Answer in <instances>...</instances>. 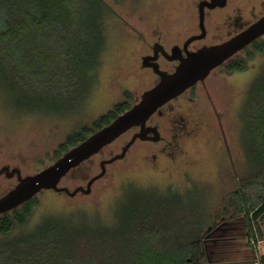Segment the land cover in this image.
<instances>
[{
	"label": "rangeland",
	"instance_id": "obj_1",
	"mask_svg": "<svg viewBox=\"0 0 264 264\" xmlns=\"http://www.w3.org/2000/svg\"><path fill=\"white\" fill-rule=\"evenodd\" d=\"M104 1L109 6L104 15V46L90 77L79 79L74 93L63 100L67 104L65 110L37 111L16 107L12 103L16 92L8 90L7 79H0V159L11 167H18L23 175L52 163L58 157L59 145L73 131L91 125L119 102L133 104L144 90L155 84L156 73L142 65V56L150 50L154 40L182 42L198 30L199 15L193 0ZM217 15L208 16L209 36L215 32L212 22ZM7 51L6 46L0 44V69H6L8 58L4 53ZM240 55L245 57L242 69L228 72L225 67L214 68L205 79L211 99L205 92L200 97L202 104H198L196 116L200 127L180 141L175 155H152L153 150L148 149L152 144L136 141L122 158L105 165L104 174L91 183L88 193L78 192L71 196L53 189L37 193L30 216L19 230L34 227L48 215H73L111 224L127 189H156L191 196L194 208L204 213L203 246L211 241L214 228L223 223L215 214L226 213V210L228 214L235 212L242 223L225 222L221 226H231L229 232H237L228 239L241 237L249 243L252 252L246 259L248 264H261L264 212L255 217L254 211L264 200V167L256 166L244 155V109L255 79L264 70V34ZM20 58L23 71L17 93L22 98L25 91H40L31 87L30 80L23 85L25 65L31 81L40 77L33 76L36 67L29 60ZM69 80L68 84H73L74 80ZM210 100L219 117L210 110ZM133 131L124 132L103 147V155L94 154L90 160L69 171L60 185L70 189L86 186L88 179L100 171V160L119 152ZM16 182L15 176H1L0 195ZM240 185L242 200L234 202L233 190ZM249 216H252L251 227ZM241 225L246 233L239 234ZM203 262H209L206 255Z\"/></svg>",
	"mask_w": 264,
	"mask_h": 264
},
{
	"label": "trees",
	"instance_id": "obj_2",
	"mask_svg": "<svg viewBox=\"0 0 264 264\" xmlns=\"http://www.w3.org/2000/svg\"><path fill=\"white\" fill-rule=\"evenodd\" d=\"M108 9L104 0H0V44L8 50L0 79H7L8 90L16 92L12 101L16 107L37 111L67 108L63 100L74 93L79 79L90 77L97 63L104 46ZM21 56L36 67L32 75L40 77L31 81L25 65L23 85L30 80L31 87L40 91H25L22 98L17 93L23 71ZM243 64L244 59H239L230 62L228 68L242 69ZM69 78L73 84H68ZM130 105L119 102L91 125L73 131L59 145L57 156ZM244 118L247 156L263 168L264 70L255 79ZM33 200L12 209V214H0V264L204 263V213L194 208L189 194L130 187L118 203L111 224L73 215H48L34 227L19 230L30 216ZM263 212L264 200L254 216ZM248 222L251 227L252 216Z\"/></svg>",
	"mask_w": 264,
	"mask_h": 264
},
{
	"label": "water",
	"instance_id": "obj_3",
	"mask_svg": "<svg viewBox=\"0 0 264 264\" xmlns=\"http://www.w3.org/2000/svg\"><path fill=\"white\" fill-rule=\"evenodd\" d=\"M215 3L210 4V6ZM203 11L199 13V25L201 32L190 36L184 43L187 44L204 35ZM264 34V15L255 21L251 26L238 36L213 45H204L198 50L188 51L186 56L179 57L180 61L173 71H166L159 67L157 61H150L156 58L159 44H154L155 55L142 56V65L151 66L158 74V81L150 88L144 90L140 97L123 112L119 113L109 123L94 130L82 141L68 148L49 165L37 170L34 173L23 175L18 167L10 168L4 166L2 170H7V175L11 176L16 172L17 182L13 187L0 196V214L11 211L20 206L23 202L34 197L43 189H53L57 192H65L71 196L77 192L88 193L91 183L102 176L105 165L119 158H122L130 145L137 137L146 138L147 131L152 128L146 126V121L165 102L180 94L185 88L193 85L198 80L203 79L212 68L220 65L239 49L249 44L254 39ZM177 48L173 47L170 58H176ZM133 126H140V130L134 133L117 153L111 154L108 158L100 160V171L91 176L86 186L78 185L74 189L60 185L61 179L73 168L88 160L93 154L98 153L104 146L122 135ZM154 129V128H152ZM155 132L153 138H158Z\"/></svg>",
	"mask_w": 264,
	"mask_h": 264
},
{
	"label": "flooded vegetation",
	"instance_id": "obj_4",
	"mask_svg": "<svg viewBox=\"0 0 264 264\" xmlns=\"http://www.w3.org/2000/svg\"><path fill=\"white\" fill-rule=\"evenodd\" d=\"M193 1L194 3H196L198 15L201 10L203 11V15H204L203 23L205 30L204 35L200 38H195L191 40L186 47L184 46L185 41L190 36L196 35L201 32V27L199 25V19H198V30L189 34L182 42L180 40L171 41L170 39L162 41V39L158 38L157 40H154L150 50H148L144 54V55H155V50L153 46L157 42L160 48L156 52L157 55L156 58L154 60L151 59L150 61H157L159 63V67L168 72L173 71L175 69L176 65L180 61L179 57L186 56L188 51L198 50L204 45H213V44H220L226 42L241 34L244 30H246L249 26H251L255 21H257L260 17L264 15V0H196V1L193 0ZM212 3L215 4L210 6V4ZM213 13L218 15L216 16L215 20L212 22L215 25V29H214L215 32L209 36L210 30L208 29V16L212 15ZM209 37L210 39H208ZM256 40L257 38L251 41L249 44L245 45L243 48L236 51L234 54H232L230 57L224 60L220 65L214 68L225 67L226 71L228 72H233L234 70H238V69L230 70L228 68V64L230 62L236 63L239 61V59H245V57L241 56L240 54L244 49H246ZM173 47L177 48L176 54L178 55V57L176 58H170V56L173 54L172 53ZM149 68L152 69L151 66H149ZM214 68H212L210 72L203 79L198 80L193 85L185 88L180 94H178L174 98H171L163 105H161L155 112H153L150 115V117L147 119L146 126L152 127L154 129L150 128L146 133V138L144 139L137 137L134 140V142L130 145V147L136 141L147 142L152 144L151 146H148L149 150H153L152 155H157L158 153L163 155H175L174 151L180 149L179 148L180 141L186 138L187 136H190L192 133L195 132V129L200 127L199 124L200 120L196 119V116L199 113L198 104H202V99L200 97L201 95H203L204 92L207 93L209 98L211 97L205 79L212 72V70H214ZM156 75L158 81L159 76L157 73ZM192 92L194 93V96L191 95ZM210 105H211L210 110H212L217 115V117H219L218 116L219 112L215 107L214 103L212 102V100H210ZM130 129H134L132 133L133 135L134 133L140 130V126H133ZM155 132H158L159 135V137L156 139L153 138L155 136ZM98 153L100 155H103V149ZM244 155H247L246 151H244ZM6 165H8L10 168H13L9 164L3 163L0 159V177L1 176L8 177L7 175L8 171L2 170V168ZM80 165H78L77 167H79ZM14 176L16 177V172L12 174L10 177H14ZM239 183L241 184L242 182L239 181ZM6 191H8V189ZM233 193H234L233 201L240 202L242 200V186L241 185L236 186L235 189L233 190ZM227 211L228 210H226V213H222V214L216 213L215 214L216 218L220 219L221 222L240 218V216L235 215L236 214L235 212L228 214Z\"/></svg>",
	"mask_w": 264,
	"mask_h": 264
},
{
	"label": "crops",
	"instance_id": "obj_5",
	"mask_svg": "<svg viewBox=\"0 0 264 264\" xmlns=\"http://www.w3.org/2000/svg\"><path fill=\"white\" fill-rule=\"evenodd\" d=\"M241 220V218H236L225 222L239 224L242 223ZM222 224L214 228L215 233L211 241L204 246L208 264H248L246 259L252 252L249 243L241 237L228 239L229 236H236L237 232H229L232 227L221 226ZM241 230L239 234L246 233L243 225H241Z\"/></svg>",
	"mask_w": 264,
	"mask_h": 264
}]
</instances>
